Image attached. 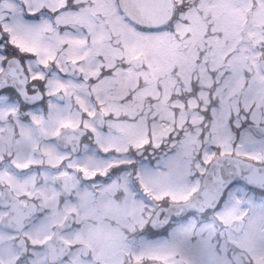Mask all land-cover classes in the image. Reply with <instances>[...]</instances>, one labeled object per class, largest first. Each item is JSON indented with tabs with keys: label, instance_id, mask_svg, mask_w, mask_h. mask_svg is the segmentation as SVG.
Segmentation results:
<instances>
[{
	"label": "snow or ice",
	"instance_id": "6c2138e0",
	"mask_svg": "<svg viewBox=\"0 0 264 264\" xmlns=\"http://www.w3.org/2000/svg\"><path fill=\"white\" fill-rule=\"evenodd\" d=\"M0 264H264V0H0Z\"/></svg>",
	"mask_w": 264,
	"mask_h": 264
}]
</instances>
